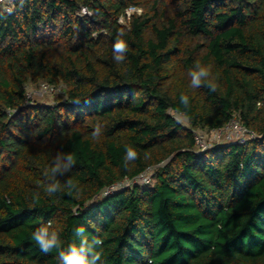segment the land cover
Masks as SVG:
<instances>
[{"label":"trees","instance_id":"trees-1","mask_svg":"<svg viewBox=\"0 0 264 264\" xmlns=\"http://www.w3.org/2000/svg\"><path fill=\"white\" fill-rule=\"evenodd\" d=\"M132 6L142 11L128 16ZM120 30L128 50L117 64ZM197 61L215 92L190 86ZM40 79L64 84L65 100L32 101L27 85ZM234 119L252 137L198 148L195 130ZM126 146L139 153L128 169ZM67 153L75 165L55 179L80 191L49 197L44 172ZM150 168L152 185L105 193ZM49 221L65 246L79 244L80 226L101 237L105 264H264V0L0 7V264H58L32 240Z\"/></svg>","mask_w":264,"mask_h":264},{"label":"clouds","instance_id":"clouds-1","mask_svg":"<svg viewBox=\"0 0 264 264\" xmlns=\"http://www.w3.org/2000/svg\"><path fill=\"white\" fill-rule=\"evenodd\" d=\"M23 2V0H21ZM126 33L123 30L117 32L115 42L113 44V59L117 64L123 63L128 50V45L124 36ZM191 77L190 86L192 88H200L201 86H207L210 91L215 92L217 84L210 79L211 66H204L199 61L194 64V67L189 70L188 73ZM180 102L185 109L189 108L190 100L186 95H181ZM99 125L95 126L93 136L97 137L99 133ZM145 158H148V154L145 153ZM139 159V153L135 151L131 146H126L125 155L123 158V166L128 169L130 165H134V162ZM75 156L72 153H67V162L61 163V156H56V163L49 165L45 170L44 176L52 180L51 183L44 182V192L49 196H54L57 192L68 190V194L73 192L78 193V183L74 182L72 178H68L62 185L59 180L55 179L57 173L67 172L75 165ZM40 199V193L36 192L33 195V200L38 202ZM74 235L79 236L81 239L79 244L72 242L65 246V242L61 239L60 233L52 227V222L49 221L45 225H41L36 228L32 233V240L39 247L40 251L44 254H51L55 252L56 260L58 264H96L100 261L101 264H105L102 260V251H98V248L104 243V240L99 236H89L85 232L83 226L77 227L74 231Z\"/></svg>","mask_w":264,"mask_h":264},{"label":"rangeland","instance_id":"rangeland-1","mask_svg":"<svg viewBox=\"0 0 264 264\" xmlns=\"http://www.w3.org/2000/svg\"><path fill=\"white\" fill-rule=\"evenodd\" d=\"M8 5L9 2L7 1L4 3L0 2V7L5 10ZM121 21L125 22L123 18L121 19ZM27 90L32 101H37L43 104L54 105L59 101L65 100L66 98L64 84L54 86L48 84L47 82H45V80L42 79H40L38 82H29L27 85ZM173 114L183 125L189 126L188 119L185 117V115L175 112H173ZM196 132L204 139L207 148L222 146L237 141H244L252 137V135L245 134L241 131L237 132V130H235L234 128L225 130L197 129ZM153 173V168L148 169L146 171V179H140V182H138L152 185L155 181V179L153 178ZM149 177L150 181L147 183L146 181L149 179ZM130 185L131 183H128V186Z\"/></svg>","mask_w":264,"mask_h":264},{"label":"built area","instance_id":"built-area-1","mask_svg":"<svg viewBox=\"0 0 264 264\" xmlns=\"http://www.w3.org/2000/svg\"><path fill=\"white\" fill-rule=\"evenodd\" d=\"M6 1L9 2V5L7 6L6 10L7 11H11L12 10V7H13L14 0H0L1 3H4ZM84 11H85V9H84ZM135 11H139L140 12L141 9L132 6V7H130L127 10V15L130 16ZM229 128H234L235 130H237V132L241 131V132H243L245 134L253 135L252 133H250V131L240 121L235 120V119L232 120L231 122H229L224 128L215 129V130H225V129H229ZM195 137H196V141H197L198 148L200 150L206 149L207 148V145L204 142V139L196 132V130H195ZM150 177H149V179L147 181L145 180L147 183L150 181ZM140 179H146V172L143 173V174H141V175H139L137 178H134V179H125L122 182L116 183V184L108 187L106 189L105 193L107 194V193L113 192L115 189H121V188H124V187H128V183H131V185H132L133 183H137L138 181L140 182Z\"/></svg>","mask_w":264,"mask_h":264}]
</instances>
